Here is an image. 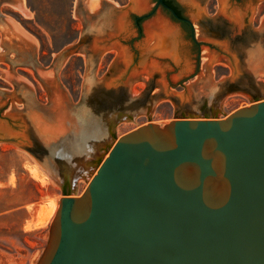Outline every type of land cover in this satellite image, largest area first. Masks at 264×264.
I'll list each match as a JSON object with an SVG mask.
<instances>
[{
  "label": "water",
  "instance_id": "1",
  "mask_svg": "<svg viewBox=\"0 0 264 264\" xmlns=\"http://www.w3.org/2000/svg\"><path fill=\"white\" fill-rule=\"evenodd\" d=\"M160 4L194 27L164 0H158ZM186 6L198 24L204 22L198 6ZM133 8V1L115 7L113 31L95 42L97 51L93 43L86 52L100 54L116 47L120 54L137 53L134 42L144 34L140 30L130 41L125 28L129 23L133 30L139 18L151 19L155 10L131 21ZM248 16L243 15L244 23ZM18 39L14 43L20 47H33L31 40ZM5 46L3 39L1 62ZM82 47L74 44L62 54ZM232 65L235 70V62ZM132 67L134 62L116 82L124 84ZM195 73L168 86L183 87ZM55 77L54 71V79L41 78L46 89L57 87ZM14 93L0 94V143L29 149L30 131L42 139L52 137L41 130L45 124L37 116L35 128L27 127ZM106 140L92 143L94 156ZM90 168L82 156L62 162L58 185L70 175L74 189L80 177H89ZM95 171L82 194L60 198L46 245L34 264H264V99L222 118L182 117L140 125L116 140Z\"/></svg>",
  "mask_w": 264,
  "mask_h": 264
},
{
  "label": "rangeland",
  "instance_id": "2",
  "mask_svg": "<svg viewBox=\"0 0 264 264\" xmlns=\"http://www.w3.org/2000/svg\"><path fill=\"white\" fill-rule=\"evenodd\" d=\"M132 1L102 0L99 8L92 11L87 5L88 0H23L29 10L26 15L16 7L17 0H0V16L3 15L7 23H10L8 20L17 22L33 38L14 33L17 38L4 36L0 30V51L3 39L6 42V51H3L5 61H0V94L15 92L20 98L16 107L25 112L27 127L35 128L37 116L45 124L41 130L52 136L42 139L30 131L29 149L14 143H0V264H34L46 245L52 222L48 226L25 228L36 217L37 205L48 198L60 200L64 194H82L96 168L121 135L149 122L167 123L182 117L222 118L238 108L264 99V0H240L238 4L226 0L227 6L224 7H228L227 11L223 10L221 0H193L195 5L191 8L198 6L204 21L206 17H212L216 23L217 17H221V23H230L222 34L212 30L206 22L198 24L186 4L175 0L183 15L195 23V37L201 44L200 52H197L188 33L175 25L181 35V55L192 66L187 73H181L183 63L180 65L168 55H159L158 44L148 37L147 22L159 16L169 22L159 8L151 19L142 22L143 40L134 42L137 53L132 50L129 66L134 62V67L141 69V57L147 53L151 60L166 65L167 69L163 75L155 72L144 87L141 78L129 81L130 74L126 83H116L127 68L120 69L121 72L117 69L114 57L118 54L114 51L104 48L100 54L86 52L93 43L113 31L115 7ZM146 1L148 7L143 12L131 11V21L150 12L156 0ZM215 4L219 12L210 16ZM229 7H235L237 11L231 10L241 18L249 14L247 22L244 23L240 17L238 23L229 18ZM171 26L175 28L173 24ZM137 35L138 30L134 27L127 39ZM18 37L31 40L33 47L15 44ZM74 44H82L83 47L75 53L62 54ZM209 44L220 49H211ZM222 47L234 56L236 71L233 65L221 62L210 63L209 68H204V49L218 53ZM92 48L96 50L97 44ZM198 56H201L200 65ZM198 67L199 71L195 73ZM53 70L57 87L49 90L41 78L52 79ZM4 71H9L10 79L5 77ZM194 73L195 77L184 81L183 87L168 86L170 82L177 83ZM161 77L166 80L168 92L159 84ZM14 82H17L16 86ZM136 90L139 93L135 94ZM54 94L56 113H53ZM65 108L66 120L61 114ZM103 139L107 140L96 156L86 154L92 143ZM79 156L86 157L89 166L93 167L89 177H80L74 189L68 182L70 175L67 182L58 185L61 163H70ZM27 163L40 165L49 177L48 182L42 184L33 178L26 168ZM52 171H55V179ZM13 175L15 184L11 183Z\"/></svg>",
  "mask_w": 264,
  "mask_h": 264
},
{
  "label": "bare ground",
  "instance_id": "3",
  "mask_svg": "<svg viewBox=\"0 0 264 264\" xmlns=\"http://www.w3.org/2000/svg\"><path fill=\"white\" fill-rule=\"evenodd\" d=\"M101 1L102 0H88L87 5H89L88 7L90 8V10L95 11L101 5V3H102ZM222 1L224 4L222 3L221 5H223V7H224L226 4L225 3L226 0H222ZM17 2H18V4L16 7L18 8V10L20 12L26 14V15L29 14V10L26 7L23 0H17ZM133 2H134L133 10H135L136 12H143L148 7V3L146 0H133ZM184 3L189 5V6L195 5L193 0H184ZM225 7L223 8V10L227 11L228 7L227 8H225ZM234 8L235 7H233V8L229 7V9H228L229 16L228 17L231 18L234 22L236 21L238 23V21L240 22L242 18L239 16L240 14L238 15V13L236 12L237 9H234ZM231 9H234L236 11H233ZM199 11H201V10H199ZM238 17H240L241 19H238ZM8 21L10 23H7V21H5V22L8 26V28H10V30H11V27H10V25H11L17 34H19L21 36H25V37L30 38V39L32 38L29 36L28 32L26 30H24L17 22H15L13 20H8ZM5 22L3 23L1 20L0 25L1 26L4 25ZM2 27H4V26H2ZM146 29H147L146 31L148 33V37L151 39H154L153 42L156 41V43L158 44L157 46H159V48H160V49L158 48L160 50V51L158 50L160 53L159 55H162V56L168 55L172 58V60H174L173 62L178 63L180 65L183 63L181 73H187L191 70V68H192L191 63L189 62V60L187 61L186 59H184L181 55V54H183V52H181V50H180V48H181L180 46L182 45V42L180 40L181 35H180L178 30H175V28L173 26H171L170 22H168L165 18L159 16V18L156 17V19H152L151 21L147 22L146 23ZM125 33H126V35L132 34V28H131L129 23L127 24V27L125 28ZM165 39H167V40H165ZM146 46H148V45H146ZM224 47H222V49L218 53L217 52L211 53L210 50L204 49V52H203L204 68H209L210 65L214 62H221L225 65L232 66V64L234 63V56L231 57L230 54L228 55V53L225 49L226 47L225 48ZM105 50H108L109 52L114 51L115 54H118V55L120 54V52L118 51V49L116 47H111L109 49L105 48ZM155 52H157V50ZM143 53H144V51H143ZM153 54H154V52H152V55ZM120 55H121V60H120V62L118 61L117 69L119 71H120V69H121V71H123V68H125V67L127 68V66H129V63H131L132 54H131V52L130 53H123L122 52V54H120ZM141 66H142L141 69L136 68V67H132V69L129 73L131 77H129L128 80L131 81V80H137V79L141 78V79H143V81L141 83V85L143 87L147 84L148 80L152 79L153 74H155V72H160L163 75L165 70L167 69L166 65H162L160 62H158L154 59L151 60V55L147 54V53H145L141 57ZM4 72H5L4 73L5 77L7 79H10L11 74L9 73V71H4ZM47 74L51 75L52 72H48ZM162 77H164V76H162ZM162 77H161V79H162ZM165 81L166 80L162 79L160 82L161 84L160 83L159 84L161 86H165L166 88L165 87H163V88L167 89L166 91L168 92V87H167V84ZM137 93H139L138 90L135 91V94H137ZM26 168L28 169V171L30 172L32 177L35 178L36 180L40 181L42 184H46L48 182L49 177L42 170L40 165L27 163ZM51 175L55 179L54 173L51 172ZM57 175L58 174H56V176ZM15 182H16V177H15V175H13L11 178V183L15 184ZM58 200L59 199L57 197L42 200L41 203H39L37 205L38 207H37L36 217H34V219L32 221H29L25 228L31 229L33 226H39L40 227L41 225L42 226H48L58 211V208H59Z\"/></svg>",
  "mask_w": 264,
  "mask_h": 264
},
{
  "label": "flooded vegetation",
  "instance_id": "4",
  "mask_svg": "<svg viewBox=\"0 0 264 264\" xmlns=\"http://www.w3.org/2000/svg\"><path fill=\"white\" fill-rule=\"evenodd\" d=\"M157 1L158 0H156L155 1V5H154V7L151 9V11L150 12H152L153 10H155V13H154V15L157 13V11L159 10V8L165 13V15L168 17V20L172 23V24H174V25H179L180 26V28H181V30L182 31H186L187 33H188V36L190 37V39H191V42H192V44H193V48H195V49H197V52H200L199 51V48H200V42L197 40V38L195 37V26L196 25H194V27L190 24V23H188V22H185V21H180V20H178V19H176L173 15H172V13H171V11L168 9V8H166L165 6H163L162 4H160L159 6H157ZM240 0H234V2L235 3H237L238 4V2H239ZM164 2L168 5V6H170V7H172L177 13H178V15H180V16H182V17H185V18H188V17H186V16H184L183 15V13L180 11V9H179V7H178V5H177V3H176V1L175 0H164ZM219 7L215 4V5H213V7H212V12H210L209 13V15L210 16H213V15H215V14H217L219 11ZM136 18H137V16L136 17H134L133 19L134 20H136ZM221 17H217V22L216 23H214L213 22V19H212V17H206V19H205V21L204 22H206V24L208 25V26H210V28L212 29V30H214V31H216L217 33H224L225 32V29H227V27L226 26H228V25H230V23L229 22H222L221 23ZM145 19L144 18H139L138 20H137V22H135V27L137 28V30L138 31H140V30H142V22L144 21ZM130 41H131V39H130ZM236 42H238V35L236 36ZM211 49H215V50H219L220 48L219 47H215V46H213V45H211V44H209L208 45ZM200 55V54H199ZM198 59H199V56H198ZM97 142V141H96ZM91 148V147H90ZM86 154H88V155H92V154H94V152H93V150L92 149H87V152H86ZM70 183V182H69Z\"/></svg>",
  "mask_w": 264,
  "mask_h": 264
},
{
  "label": "crops",
  "instance_id": "5",
  "mask_svg": "<svg viewBox=\"0 0 264 264\" xmlns=\"http://www.w3.org/2000/svg\"><path fill=\"white\" fill-rule=\"evenodd\" d=\"M4 20H6V19H4ZM2 21L3 23L5 22V21ZM1 26V25H0ZM2 26H4V27H2ZM1 27H2V29H3V31H5L6 32V36H9V35H13V36H18V34L15 32V30L12 28V26L10 25V27H11V30H10V28H8V26H7V24H6V22H5V24L4 25H2ZM16 34V35H14V34ZM11 36H9V37H11ZM19 38V37H18Z\"/></svg>",
  "mask_w": 264,
  "mask_h": 264
}]
</instances>
